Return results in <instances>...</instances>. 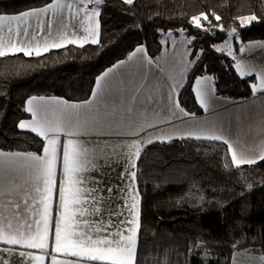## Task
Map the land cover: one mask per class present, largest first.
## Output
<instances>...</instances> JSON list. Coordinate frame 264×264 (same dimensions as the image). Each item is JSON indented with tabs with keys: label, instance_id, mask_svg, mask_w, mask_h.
I'll list each match as a JSON object with an SVG mask.
<instances>
[{
	"label": "trees",
	"instance_id": "obj_1",
	"mask_svg": "<svg viewBox=\"0 0 264 264\" xmlns=\"http://www.w3.org/2000/svg\"><path fill=\"white\" fill-rule=\"evenodd\" d=\"M53 1L0 0V15ZM202 12L212 15L196 30L191 18ZM252 14L258 22L247 27L238 22ZM100 23L98 44L0 57V150L42 154L44 139L17 126L30 118L29 98L87 101L99 76L137 47L159 56L161 35L167 32L183 30L193 38L194 64L179 94L186 111L204 114L194 91L195 80L204 75L213 77L216 94L231 102L255 95L254 78L240 76L234 58L215 47L232 28L243 42L264 40L261 0H134L132 5L103 0ZM239 49L236 45L235 52ZM230 156L225 142L211 139H173L145 147L137 169L141 230L136 264H234L236 253H253L264 264V161L237 169Z\"/></svg>",
	"mask_w": 264,
	"mask_h": 264
},
{
	"label": "crops",
	"instance_id": "obj_2",
	"mask_svg": "<svg viewBox=\"0 0 264 264\" xmlns=\"http://www.w3.org/2000/svg\"><path fill=\"white\" fill-rule=\"evenodd\" d=\"M50 4L56 5L57 0ZM59 4V7L50 8L38 17L28 18L27 23L31 27L28 28L27 36L16 34L17 22L13 21L9 24L8 21H4L3 27L0 28V49L8 53L6 56L24 54L23 52H14L11 45L24 47L33 52L31 56H37V51L44 55L52 50L60 49L53 48V43H62L64 46L61 48H64L71 45L80 46L83 44L85 46L91 44L84 42L85 37L89 40L92 38L100 40V15L98 17L99 35L92 37L86 30L94 26V21L85 18V11L95 8L101 14V4H97L96 0H59ZM68 5L70 7H67ZM9 27L12 29L11 32ZM23 29L24 24L21 23V33H23ZM71 39L76 40V44H69L68 40ZM227 39L215 48L217 50L224 49L223 52L227 54L232 53L230 56L234 58L235 68L240 76H242L240 74L241 69H237L236 64L242 62V70L250 73L242 77L254 78L253 84L257 86L255 90L253 89L255 95L246 101L231 102L216 94L213 77L201 76L199 77L202 80L201 88L211 90L206 97L209 110H204V114L201 116L186 111L179 101V94L185 87L188 74L194 64L189 48L193 38L183 30L161 35L163 49L156 58H152L147 48L141 45L137 49L144 48L143 52L135 50L133 52L135 55L132 53L127 59L107 69L97 79L93 94L87 101L71 102L60 97L35 96L37 99L31 105L35 115L28 112L30 118L21 121L29 122V127L24 131H30V128L37 127V121L55 122L65 111L79 113L82 126L85 121L99 117L104 128L103 131L100 129L91 131L86 136L80 133L69 137L61 133V151L50 185L52 188L50 193H45V176L42 168L36 166L28 155L35 153L0 150V152L22 154L12 159L0 157V162L3 164L0 166V227L5 228L12 235H15L17 231L22 235H27L29 232L25 226L27 221L33 225L31 234L35 235V222L40 220V213L43 209L40 201L50 196V199H47L49 215L48 249L46 251L28 249L23 244L13 246L0 240V260H3L5 264H21L22 260L24 264H52L53 255L58 262L77 259L54 252V232L57 223L60 224L61 228L67 227L70 231L80 232L84 230L79 226L82 222L79 215L66 221L62 220L60 215L62 209L58 201L61 188L65 189V200L69 199L68 178L62 174L63 146L68 139L77 140L89 150L87 171L78 177L74 176V178L87 176V182L76 186L95 189L94 194L99 200V203L94 204L89 197L88 202L82 203L81 207L90 212L93 207L104 210L105 205L108 204L109 208L104 211L102 220L105 225H108L109 219L116 223V227L108 228L110 233L116 232L117 229L123 231L127 227L126 224L121 226L117 222L118 216H110L113 209L123 212L125 219H131L128 216L127 206L132 201L126 200L127 194L124 191L125 189L130 190L131 187L136 189V211L139 213L141 226V194L137 175L133 181L128 175V170L134 162V170L137 172L142 151L152 143L169 141V136H186L187 133L201 137L219 135L221 136L220 141L225 142L228 146L231 145L232 150L238 154L244 153L250 158H256L259 162V155L264 153V85L261 84V75L264 74V48H249L248 45L264 44V40L241 42L240 34L237 33L234 41L228 43L230 46L223 47L222 45ZM236 42L239 43L240 48L245 49L243 52H235ZM45 45H47L48 51L44 50ZM110 69L111 71H109ZM98 84L99 88L97 87ZM195 89L196 84L194 91ZM31 98L27 100L26 109L29 107L28 101ZM196 98L200 104V97L196 95ZM58 101H66L67 104ZM73 104H87L88 106L70 109L68 105ZM129 107L133 109L132 115L127 113ZM184 113H188V115ZM202 122H206L210 126L202 127ZM39 131L40 129L37 127V132L33 133L38 135ZM41 138L45 141L44 147L47 146V140ZM149 141L154 142L149 143ZM137 150L140 151L138 158L134 155ZM35 155L43 156L44 152ZM108 188L112 189L111 193L105 191ZM84 199L81 197L82 201ZM25 200L29 201L28 211L21 218V214L15 211V205L19 203L23 207ZM69 208L70 211H73L71 205ZM90 219L93 224L88 231L95 239L100 235L96 232V229L100 227V219L98 216H92ZM9 224L13 226L11 229L7 227ZM42 227L41 224V230ZM5 249H13L17 252L28 251L32 253V257L21 258L5 251ZM35 257H43V259L37 260ZM80 264H94V262L81 261ZM95 264H100V262H95Z\"/></svg>",
	"mask_w": 264,
	"mask_h": 264
},
{
	"label": "snow or ice",
	"instance_id": "obj_3",
	"mask_svg": "<svg viewBox=\"0 0 264 264\" xmlns=\"http://www.w3.org/2000/svg\"><path fill=\"white\" fill-rule=\"evenodd\" d=\"M128 5H132L134 0H123ZM97 4H102L103 0H96ZM261 3H264V0H261ZM59 0H57L56 5L49 4L45 8L39 9H32L31 11H25L18 15H0V28L3 27V22L8 21L9 24L15 21L16 24V34L24 36L28 35V28L31 27L30 24L27 23L28 18L30 17H38L41 13H46L50 8L59 7ZM259 6V5H257ZM67 7H70L68 5ZM90 13V14H89ZM100 13L97 9L93 8L90 10L85 11V18L94 21V26L86 31L92 37H97L99 35V17ZM212 15L211 12H202L199 15H194L191 19L196 30L201 29V21H208L209 16ZM214 19L216 21H220L221 17L219 15H215ZM247 21V23H245ZM238 22L247 27L249 24L253 22H258V17L255 14L249 15L247 17L238 18ZM24 24L23 33L20 30V24ZM51 23V22H50ZM223 30V29H221ZM9 31L11 32L12 29L9 27ZM207 31V30H205ZM237 29L232 28V33H236ZM171 35V33H169ZM85 43L91 44H98L99 41L96 38L88 39L87 37L84 38ZM69 44H76V40L71 39L68 40ZM64 45L62 43H53V48H61ZM83 47V44L80 45ZM14 49V52H23L27 56L33 55L31 50L25 49L24 47H17L15 45H11ZM249 48L252 47H262L264 48V44H250L248 45ZM45 51H48L47 45H45ZM243 52L245 49L241 47L239 49ZM137 52H143L144 48L136 49ZM218 51L223 52L224 49H218ZM8 55L4 50L0 49V57H5ZM36 55L39 56L41 53L39 51L36 52ZM135 55V53H133ZM229 55H232L229 52ZM237 69H241L240 74L242 76L249 75L250 73L243 71V64L242 62H238L236 64ZM111 71V69L109 70ZM107 75V73H105ZM103 79V77H101ZM207 79V78H204ZM196 84V95L200 97V104L202 105L205 111L209 110V103L206 97L209 95L210 89H202L201 84L202 80L197 78L195 80ZM261 84L264 85V74L261 75ZM99 88V84L97 85ZM251 87L255 90L257 86L252 84ZM37 98L32 97L29 101V107L26 109L29 113H34L33 108L31 105L33 101ZM41 100L43 98H40ZM59 103L67 104L66 101H58ZM90 103V102H88ZM87 104H73L68 105L70 109H79L83 107H87ZM128 115L133 114L132 107L127 109ZM188 115V113H184ZM18 128L21 130H25L29 127V122L24 121L18 123ZM202 127H209L206 122H202ZM37 127H39L40 131L37 133L40 137H43L47 140V146L44 147L43 156H36L35 154H28L31 160L36 164V166L42 168L45 176L44 183L46 185L45 193H50L52 188L50 187L52 178L54 176V170L57 164V160L61 151V144H60V135L64 133L66 136H73L74 134L83 133L85 136L88 135L91 131L96 129H100L103 131L104 125L101 124L100 118H93L90 121H85L84 125L80 124V115L77 112L72 111H65L63 112L57 121L49 122L47 120L37 121ZM37 127L30 128V131L37 132ZM179 138H194L197 140L200 139H211L213 141H220L221 136L213 135L210 137H201L199 135H194L193 133H187L186 136H179V137H172L169 136V142L172 139ZM159 140V137L157 138ZM154 141H149L152 143ZM163 142V141H160ZM229 150L231 152L230 160L232 165L239 169L244 165H255L257 163L256 158H250L249 156L245 155L244 153H237L236 151L232 150L231 145H229ZM21 153H6L0 152V157H7L9 159L21 156ZM135 157L140 156V151L137 150L134 153ZM89 156L88 148L84 147L75 139H68L67 143L63 146V157H62V174L67 176V183L69 184V199L66 201L64 192L65 189L61 188L59 190V206L61 207L62 211L60 213L62 220H67L69 218H75L77 215L81 217L80 227L84 230L80 232L70 231L67 227L61 228L60 224L57 223L55 232H54V252L55 253H63L64 256H71L77 258L75 260H65L62 262H58L56 260L55 255L52 256V264H80L81 261H89V262H100V264H136V247H137V237L138 233L141 230V226L139 223V213L136 211V189L131 187L130 190L125 189L126 192V200H131L132 203L127 206L128 216L131 219H125V214L120 212L118 209H113L110 212V216H118V223L123 226L127 225L123 231L117 229L116 232L110 233L108 231L109 227H116V223H113L111 219L108 221V225L103 223L102 217L104 216V211H107L109 205L106 204L104 210L97 209L95 207L89 212L87 209L82 208V203H87L88 198L91 197L92 202L99 203V200L95 196V189H91L88 187H77L76 185L85 184L87 182V176L83 178H74V176H80L81 173L87 171V161ZM259 160L264 161V153L259 155ZM102 163V161H101ZM0 166H3L2 162H0ZM135 169V163H132L131 168L128 170V175L134 181L137 172ZM95 183V181H93ZM250 187V186H249ZM39 191V190H37ZM105 191L111 193L112 189L108 188ZM117 191H120L117 189ZM81 197L85 199L82 201ZM50 199V196L47 197ZM47 199H42L40 204L43 205V209L40 213V220L35 222V235L31 234L33 225L31 223H27L25 226L29 230L27 235L20 234L19 231L16 232L15 235H12L9 231L5 228L0 227V240H3L8 245H21L23 244L28 249H41L47 250L48 249V233H49V215H48V206H47ZM126 202V201H125ZM28 204L29 201H24V206L21 207L19 203L15 205V211L21 214V218L27 214L28 211ZM69 205H71L73 211H70ZM92 216H98L100 219V227L96 229V232L100 233V235L93 239V236L89 233L88 229L91 228L93 221L90 219ZM41 224L43 225L41 230ZM8 229H11L13 226L9 224ZM126 233V234H125ZM5 251L12 253L13 255H17L21 258H31L32 253L28 251H14L13 249H5ZM37 260L43 259V257H35ZM0 264H5L3 260H0ZM21 264H24V261H21Z\"/></svg>",
	"mask_w": 264,
	"mask_h": 264
},
{
	"label": "rangeland",
	"instance_id": "obj_4",
	"mask_svg": "<svg viewBox=\"0 0 264 264\" xmlns=\"http://www.w3.org/2000/svg\"><path fill=\"white\" fill-rule=\"evenodd\" d=\"M245 23H247V21H245ZM230 33H231V31H230ZM237 33H238V31L236 33H232L231 35H229L227 41L222 46L223 47L230 46V44H228V43L231 41H234V37L236 36ZM240 41H241V39H240ZM241 42H243V41H241ZM236 45L239 46V43L236 42L235 46ZM239 48H240V46H239ZM233 261H234V264H260V260H259L258 256L253 254V253H236L234 255Z\"/></svg>",
	"mask_w": 264,
	"mask_h": 264
}]
</instances>
